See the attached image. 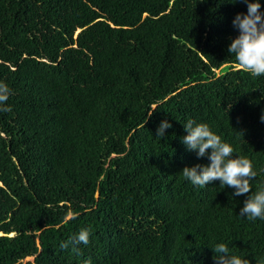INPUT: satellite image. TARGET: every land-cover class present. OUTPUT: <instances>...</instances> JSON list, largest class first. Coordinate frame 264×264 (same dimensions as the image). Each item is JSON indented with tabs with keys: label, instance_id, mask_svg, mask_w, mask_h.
Here are the masks:
<instances>
[{
	"label": "trees",
	"instance_id": "1",
	"mask_svg": "<svg viewBox=\"0 0 264 264\" xmlns=\"http://www.w3.org/2000/svg\"><path fill=\"white\" fill-rule=\"evenodd\" d=\"M246 10L245 0H0V81L11 88L0 264H214L217 241L264 264V220L237 214L248 193L180 172L197 162L181 142L192 119L252 161L250 191L264 183V76L227 52ZM85 227L87 245L60 247Z\"/></svg>",
	"mask_w": 264,
	"mask_h": 264
},
{
	"label": "clouds",
	"instance_id": "2",
	"mask_svg": "<svg viewBox=\"0 0 264 264\" xmlns=\"http://www.w3.org/2000/svg\"><path fill=\"white\" fill-rule=\"evenodd\" d=\"M228 2L236 3L237 0ZM245 3L247 10L237 12L232 19V26L237 34L230 38L227 52L252 77H260L264 76V0H245ZM10 95V86L0 81V111L9 110L6 102ZM260 119L264 121V112ZM183 126L185 134L181 137V142L187 150L195 153L197 162L185 165L180 170L182 176L193 186L200 188L218 180L221 188L227 186L233 189V197L248 193L237 214L249 220H264V183L258 185L255 191H250L252 182L258 175L252 161L235 153L233 144L222 139L208 123L188 119L183 122ZM171 127L170 120L162 119L155 136L165 138L166 129ZM201 157H206L207 162L201 163ZM89 239L90 229L81 228L67 240L61 241L60 247L78 251L81 244L89 243ZM209 246L213 251L214 264H252L246 254L234 251L227 241H217ZM83 264H90V261L85 260Z\"/></svg>",
	"mask_w": 264,
	"mask_h": 264
}]
</instances>
